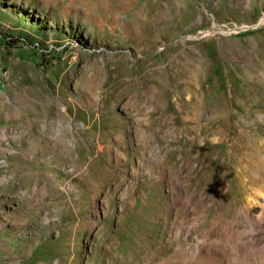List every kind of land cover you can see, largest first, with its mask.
<instances>
[{
	"label": "rangeland",
	"instance_id": "rangeland-1",
	"mask_svg": "<svg viewBox=\"0 0 264 264\" xmlns=\"http://www.w3.org/2000/svg\"><path fill=\"white\" fill-rule=\"evenodd\" d=\"M80 3L0 0V264H264V0Z\"/></svg>",
	"mask_w": 264,
	"mask_h": 264
},
{
	"label": "bare ground",
	"instance_id": "bare-ground-1",
	"mask_svg": "<svg viewBox=\"0 0 264 264\" xmlns=\"http://www.w3.org/2000/svg\"><path fill=\"white\" fill-rule=\"evenodd\" d=\"M79 1H80L81 3H82V2H85V3H86V1H88V0H76V1H75V0H70V2L73 3V4L76 3V2L80 3ZM81 3H80V4H81ZM93 3H94V2H93ZM91 4H92V3H91ZM96 5H97V4H96ZM90 8H92V6H91ZM90 8H89V9H90ZM261 221L264 222V218L261 219ZM259 224H260V223H259ZM17 226H19V224H18L17 222H14V223L12 224V227H17ZM24 235H25V236L27 235V234H26V231H24ZM32 251H33V248L31 247V248L28 250V252H27V253H28V258H29L30 262H32V258H33V257H32V256H33ZM10 257H11L12 260H13L12 262H15V259H14V258H15L16 256L12 254Z\"/></svg>",
	"mask_w": 264,
	"mask_h": 264
}]
</instances>
